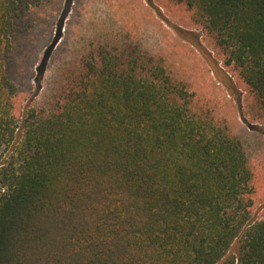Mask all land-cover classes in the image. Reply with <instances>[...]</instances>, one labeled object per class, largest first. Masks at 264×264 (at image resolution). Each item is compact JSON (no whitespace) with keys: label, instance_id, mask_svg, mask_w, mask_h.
Listing matches in <instances>:
<instances>
[{"label":"trees","instance_id":"obj_1","mask_svg":"<svg viewBox=\"0 0 264 264\" xmlns=\"http://www.w3.org/2000/svg\"><path fill=\"white\" fill-rule=\"evenodd\" d=\"M177 1L264 111V0ZM25 2L0 0V264H264L242 144L159 61L104 53L62 73L46 107L15 108L6 61Z\"/></svg>","mask_w":264,"mask_h":264},{"label":"rangeland","instance_id":"obj_2","mask_svg":"<svg viewBox=\"0 0 264 264\" xmlns=\"http://www.w3.org/2000/svg\"><path fill=\"white\" fill-rule=\"evenodd\" d=\"M6 61L17 110L46 107L61 74L71 79L104 53L123 67L159 61L192 97L189 107L207 114L243 146L251 170V213H264V111L228 64V51L197 8L177 0H26ZM17 18V19H18ZM77 67H80L77 69Z\"/></svg>","mask_w":264,"mask_h":264}]
</instances>
